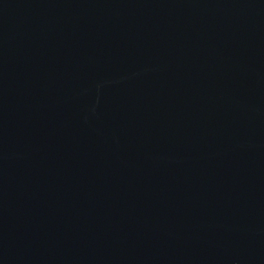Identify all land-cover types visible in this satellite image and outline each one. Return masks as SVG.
<instances>
[{
  "label": "water",
  "instance_id": "1",
  "mask_svg": "<svg viewBox=\"0 0 264 264\" xmlns=\"http://www.w3.org/2000/svg\"><path fill=\"white\" fill-rule=\"evenodd\" d=\"M0 264H264V0H0Z\"/></svg>",
  "mask_w": 264,
  "mask_h": 264
}]
</instances>
